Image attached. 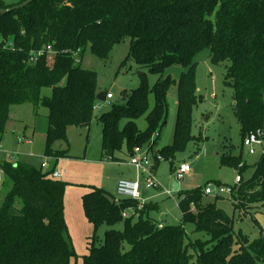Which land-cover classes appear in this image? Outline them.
Wrapping results in <instances>:
<instances>
[{"label":"trees","instance_id":"trees-1","mask_svg":"<svg viewBox=\"0 0 264 264\" xmlns=\"http://www.w3.org/2000/svg\"><path fill=\"white\" fill-rule=\"evenodd\" d=\"M22 2L6 5L0 0V9ZM127 38L128 61L155 72L180 65L184 72L178 82L170 76L157 82L152 90L156 104L150 112V90L143 84L123 91V103L98 117L103 160L122 162L118 154L131 155L151 140L158 145L159 137L153 135L167 116L168 96L175 85V139L159 153L174 159L185 148L192 140L195 58L205 49L214 64H230L225 84L233 91L243 141L249 133L264 131V0H35L0 16V145L12 106L31 104L35 116L43 106L48 109L45 157L72 158L69 147L62 150L56 144L68 146L69 125L90 126L98 95L96 73L83 69L75 55L89 48L106 60L114 45ZM8 41H13V49L4 48ZM48 46L55 56L30 63L33 51ZM45 87L52 91L49 97H42ZM144 115L148 128L141 131L136 120ZM220 159L222 166L240 174L248 169L245 164L239 169L242 156L234 157L230 151ZM0 168L12 184L0 206V264H71L77 254L64 213L68 184L52 176L54 168L44 172L29 163L10 161L0 162ZM203 189L178 193L182 223L159 228L148 216L151 207L140 209L137 201L116 200L91 187L82 205L94 236L83 264H264V237L250 241L236 232L234 220L216 206L220 198L205 203ZM235 198L240 218L264 207V154L251 177L243 178ZM11 209L19 215H10ZM130 210L135 214L124 218ZM119 224L122 230L116 228ZM104 225L109 229L99 244L96 232ZM187 225L207 239L189 238Z\"/></svg>","mask_w":264,"mask_h":264},{"label":"rangeland","instance_id":"rangeland-1","mask_svg":"<svg viewBox=\"0 0 264 264\" xmlns=\"http://www.w3.org/2000/svg\"><path fill=\"white\" fill-rule=\"evenodd\" d=\"M6 5L18 4L23 0H1ZM16 6V5H15ZM14 7V6H13ZM131 40L129 38L114 45L110 56L106 60H101L95 56L89 48L83 53H77V60L81 61V67L96 73L98 93L107 92L113 95L110 101H97L93 110V119L88 127H78L69 125L66 130L67 142L56 144L58 149L66 150L69 147V155L73 158L70 163H56L54 159L49 161L50 167L45 169L43 164L45 157V136L48 129V109L41 107L38 116H35L34 108L31 104H24L11 107L10 119L7 122L6 130L0 145V162L10 161L12 163L25 162L33 163L37 168H42L44 172L52 171L54 166L63 175L57 180L66 182L70 191H77L81 188L91 191L95 184L102 190L111 194L116 199V183L125 178H135L136 171L129 166V155L126 151L118 154L124 163H106L102 159V126L98 122V117L110 111L113 106L122 104L121 93L130 92L146 84L150 90L148 95L147 113L153 110L156 98L153 88L162 77L170 76L176 82L181 78L184 69L180 65L167 67L163 72H155L149 67L141 66L133 61H128ZM197 63L195 70L196 81V104L192 108V125L190 128L189 141L185 148L175 154L174 159H163L156 172L157 179L161 183L160 190H147L141 185V196L148 205H157L158 209L149 213L150 217L158 223L167 225H179L182 223V214L178 207L179 196L173 192L172 197L165 194L169 189L171 179H174V172L181 164H190L192 172L185 176L180 183V191H193L203 189L207 184H224L233 186L235 179L240 175L239 170L230 166L221 165V155L231 152L234 157L242 156V164L248 169L241 176L248 180L253 171V167L260 161L264 145L259 148L255 155H250L247 148L243 147V137L241 125L233 109V91L225 84V76L229 63L214 64L210 58V51L205 49L195 58ZM50 88L42 89V97L51 95ZM168 112L158 131L153 136H158V145L154 141L148 142L145 147H154L157 151L164 146L174 142V132L177 121V86H173L168 96ZM146 113V114H147ZM147 116L144 115L136 120V124L141 131L148 128ZM26 135L33 138L32 144L22 143L20 139ZM67 159V158H65ZM89 162L94 166H88ZM68 178V179H67ZM70 180V181H69ZM3 186L0 190V206L3 204L6 194L11 189L10 180L3 176ZM102 182L101 186L99 183ZM91 183V184H88ZM92 183H95L94 185ZM71 193V192H70ZM68 194L65 205V220L69 234L73 242L77 257L71 264H83L82 257L88 254L89 243L94 236V228L90 234L84 235L81 227L75 229L77 221L74 207L68 202L73 197ZM238 201L237 198H235ZM75 200V198H73ZM215 199L205 198V203H212ZM234 200L230 197L218 199L216 206L227 216L234 220L236 232H242L250 241L261 236L264 237V207L252 209L251 212L240 218L239 213L233 206ZM139 204V203H138ZM67 206V208H66ZM243 206V204H241ZM83 211V206H82ZM123 229L122 224L116 227ZM108 226H101L97 232V243L104 242V236ZM186 232L192 240L207 237L202 233H195L193 226L187 225Z\"/></svg>","mask_w":264,"mask_h":264},{"label":"built area","instance_id":"built-area-1","mask_svg":"<svg viewBox=\"0 0 264 264\" xmlns=\"http://www.w3.org/2000/svg\"><path fill=\"white\" fill-rule=\"evenodd\" d=\"M1 41V40H0ZM6 49H13L14 43L13 41H8L4 45ZM64 53H70V51H64ZM57 53L52 49L51 46L40 49L38 51H33L30 57V63H34L38 58L42 56H49L51 59ZM114 97L112 94L108 93L106 100L110 101ZM21 142L24 141V138L20 139ZM264 145V131L257 130L256 132L249 133L244 141L243 147L247 148L250 155H255L259 148H262ZM264 154V150H262ZM50 158H46V161L43 164V168L47 169L50 167L47 162ZM164 158L160 155L159 151H157L154 147H136L132 154L129 157V164L136 170L137 179L136 180H120L117 183L116 195L119 199L116 200H132L141 202V182L144 183L145 187L148 189H159L162 187L161 183L157 179L156 172L157 166ZM244 164L239 165V169H241ZM192 172V167L190 164H181L178 169L175 170L174 179L178 181H182L184 177ZM3 176L4 171L0 168V190L3 185ZM52 176L55 179L61 178V173L57 170L52 172ZM243 182V178L241 174L236 177L235 184L233 186L224 185V184H207L204 189V196L211 197L214 199L217 198H227L230 197L234 200V203L239 204V201H236L235 196L237 195V191ZM166 193L172 197L173 191H166ZM141 207V205H140ZM124 218H129L130 216L127 213H124ZM164 224L159 223V228H162Z\"/></svg>","mask_w":264,"mask_h":264},{"label":"crops","instance_id":"crops-1","mask_svg":"<svg viewBox=\"0 0 264 264\" xmlns=\"http://www.w3.org/2000/svg\"><path fill=\"white\" fill-rule=\"evenodd\" d=\"M10 115H11V111H10ZM22 138H24V141L22 142V143H26V144H28V145H30V144H32V142H33V138L32 137H29V136H26V135H24ZM130 156V155H129ZM71 159H73V158H71ZM70 158L69 159H59V160H55L56 161V163H60V161L63 163V164H65V163H70L68 160H71ZM51 160V158L47 161L48 163H49V161ZM104 162H106V163H109L110 161H106V160H103ZM110 163H115V162H110ZM121 163H124V160L122 161V162H118V163H116V164H121ZM29 164H32L33 165V163H31L30 161H29ZM88 166H94L93 164H91V163H89V162H87L86 163ZM128 164H129V162H128ZM159 165H160V163L158 164V167H159ZM129 166H131L130 164H129ZM56 166H54V170H56V168H55ZM132 167V166H131ZM158 167H157V170H158ZM133 168V167H132ZM134 169V168H133ZM135 170V169H134ZM136 171V170H135ZM67 174V171H63V173L61 174V179H62V177H63V175H66ZM185 178V177H184ZM68 179V178H67ZM137 179V173H136V177L135 178H125L124 176H122V179H120V180H136ZM120 180H118L117 181V183L120 181ZM70 181V180H69ZM172 181H173V179H171V181H170V183H169V189L168 190H170V191H172V189H171V186H172ZM117 183H116V188H117ZM180 183H181V181H178V184H179V191L178 192H176V194H178V193H180L181 191H180ZM88 184H91V183H88ZM93 185L95 184V183H92ZM101 184H102V182H100L99 183V186H101ZM141 185H143L144 186V191H143V194H144V192L145 191H147V190H160L161 188H159V189H148V188H146L145 187V185H144V183L143 182H141ZM94 187H97V188H99L98 186H96V184H95V186ZM142 187V186H141ZM71 192V193H70ZM88 192H90V190H88V189H83V188H81L80 190H75V191H70V188L69 187H66V190H65V197H64V200H66V198H67V196H68V194L70 193V195L72 196V193H73V197L72 198H68V199H70V201L68 202V204H70L71 205V207H74V212L76 213V219L73 217V219L75 220V221H77L76 222V224H75V229L77 230V229H80L79 228V226L81 227V230H82V232H84V235H86V234H90L91 232H92V230H93V226L88 222V220H87V218L85 217V214H84V210L82 211V197L85 195V194H87ZM165 194H166V192H165ZM167 195V194H166ZM167 196H169V195H167ZM179 196V195H178ZM171 197V196H170ZM73 198H75V200H73ZM222 199H224V198H222ZM141 205V207H140V209L145 205V206H149V207H151V210L149 211V213L151 212V211H153V210H156V209H158V206L157 205H148L147 203H146V201L144 200V199H142L141 200V202H139V206ZM66 208H67V206H66ZM149 213H148V216H150L149 215ZM127 214L131 217V216H133L135 213L132 211V210H130L129 212H127ZM182 214V213H181ZM137 217V216H136ZM136 219V218H135ZM155 220V219H154ZM123 226V225H122Z\"/></svg>","mask_w":264,"mask_h":264},{"label":"water","instance_id":"water-1","mask_svg":"<svg viewBox=\"0 0 264 264\" xmlns=\"http://www.w3.org/2000/svg\"><path fill=\"white\" fill-rule=\"evenodd\" d=\"M34 1L35 0H25L21 4L16 5L14 7L0 9V16H4V15H6V14H8L14 10H17V9L25 8L26 6H28L29 4H31ZM107 94H108L107 92L98 93V95L96 97L97 101H106ZM234 104H236V103H234ZM171 189L173 192L179 191V184L175 179H173V181H172ZM9 214L12 216H18L19 212L16 209H11Z\"/></svg>","mask_w":264,"mask_h":264}]
</instances>
